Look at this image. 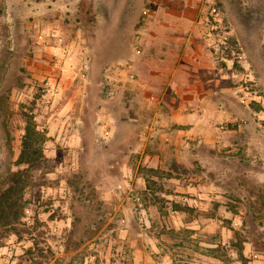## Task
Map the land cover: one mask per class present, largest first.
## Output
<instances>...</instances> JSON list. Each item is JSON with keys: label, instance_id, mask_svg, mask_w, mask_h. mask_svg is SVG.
<instances>
[{"label": "rangeland", "instance_id": "rangeland-1", "mask_svg": "<svg viewBox=\"0 0 264 264\" xmlns=\"http://www.w3.org/2000/svg\"><path fill=\"white\" fill-rule=\"evenodd\" d=\"M91 1L73 10L62 1L57 13L38 3L32 13L34 4L0 0V177L24 169L16 160L27 121L44 156L0 217V264H264V188H250L248 168L232 159L245 152L204 148L216 156L200 162L199 141L191 135L176 149L175 132L163 143L150 135L148 146L146 100L96 70L88 87L71 70L41 77L36 64L56 60L46 47L67 44L75 31H40L38 20L75 19L91 30ZM194 8L193 31H205L215 52L218 127L264 128V0H198ZM261 161L251 168L264 169ZM198 177L208 193L188 190Z\"/></svg>", "mask_w": 264, "mask_h": 264}, {"label": "crops", "instance_id": "crops-1", "mask_svg": "<svg viewBox=\"0 0 264 264\" xmlns=\"http://www.w3.org/2000/svg\"><path fill=\"white\" fill-rule=\"evenodd\" d=\"M62 1L70 2L68 10L80 5V0H17V4L23 8L34 4L28 9L33 13L39 3L57 13L58 3ZM6 3L10 7V0ZM197 5L198 0H158V10L152 17L147 12L148 0H92L90 16L85 19L91 30L84 23L77 24L75 19L62 26L38 20L40 31L75 32L68 35L67 44L46 47L48 54L56 55L54 62L36 67L39 66L41 77L49 81H56L64 70L74 71L72 81L78 76L83 87L95 83L90 71L96 70V74L102 75L101 81L122 85L135 98L137 95L148 102V146L150 135L157 134L163 143L162 139L175 132L176 149L189 146L185 138L191 135L199 141L193 148L200 162L206 156L212 159L216 156L204 148L243 151V159L233 155L232 159L248 168L245 176L254 183L250 188L254 189L253 185L264 188V169L251 168L255 162L260 164L261 159L264 165V128L241 131V128L221 129L217 125V118L222 120L225 116L217 111L214 93L218 83L217 63L215 52L204 43L206 32L193 31ZM141 90L143 93L139 94ZM130 115L134 113L131 111ZM197 180L188 190L208 193L201 191V177ZM212 181L209 178L210 188H215Z\"/></svg>", "mask_w": 264, "mask_h": 264}, {"label": "trees", "instance_id": "trees-1", "mask_svg": "<svg viewBox=\"0 0 264 264\" xmlns=\"http://www.w3.org/2000/svg\"><path fill=\"white\" fill-rule=\"evenodd\" d=\"M90 13V8L84 11ZM41 133L38 132L31 122L27 121L21 136V148L16 160L17 164H23L24 169L9 171L0 177V217L7 218L6 212L15 205L12 196L14 193H21L25 183V170L38 168L44 159ZM79 247L78 244L74 248Z\"/></svg>", "mask_w": 264, "mask_h": 264}, {"label": "built area", "instance_id": "built-area-1", "mask_svg": "<svg viewBox=\"0 0 264 264\" xmlns=\"http://www.w3.org/2000/svg\"><path fill=\"white\" fill-rule=\"evenodd\" d=\"M158 0H148V7L147 12L148 14H155L156 13V3Z\"/></svg>", "mask_w": 264, "mask_h": 264}]
</instances>
